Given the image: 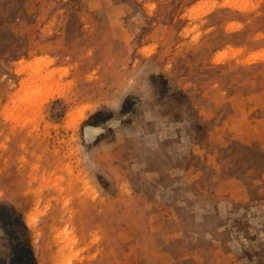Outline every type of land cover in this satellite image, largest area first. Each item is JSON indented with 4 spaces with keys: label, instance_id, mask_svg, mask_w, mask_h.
Masks as SVG:
<instances>
[{
    "label": "rangeland",
    "instance_id": "obj_1",
    "mask_svg": "<svg viewBox=\"0 0 264 264\" xmlns=\"http://www.w3.org/2000/svg\"><path fill=\"white\" fill-rule=\"evenodd\" d=\"M262 58L264 0H0V204L36 264H264Z\"/></svg>",
    "mask_w": 264,
    "mask_h": 264
},
{
    "label": "trees",
    "instance_id": "obj_2",
    "mask_svg": "<svg viewBox=\"0 0 264 264\" xmlns=\"http://www.w3.org/2000/svg\"><path fill=\"white\" fill-rule=\"evenodd\" d=\"M0 227L12 246L9 264H36L28 241L27 227L14 208L0 204Z\"/></svg>",
    "mask_w": 264,
    "mask_h": 264
},
{
    "label": "clouds",
    "instance_id": "obj_3",
    "mask_svg": "<svg viewBox=\"0 0 264 264\" xmlns=\"http://www.w3.org/2000/svg\"><path fill=\"white\" fill-rule=\"evenodd\" d=\"M185 142H187V141H185ZM76 151L77 152H82L83 151V148L81 146H77L76 147ZM185 151H187V149Z\"/></svg>",
    "mask_w": 264,
    "mask_h": 264
},
{
    "label": "bare ground",
    "instance_id": "obj_4",
    "mask_svg": "<svg viewBox=\"0 0 264 264\" xmlns=\"http://www.w3.org/2000/svg\"><path fill=\"white\" fill-rule=\"evenodd\" d=\"M237 7V6H236ZM262 59H264V58H262ZM258 60V59H257ZM29 220V222H30V219H28Z\"/></svg>",
    "mask_w": 264,
    "mask_h": 264
}]
</instances>
